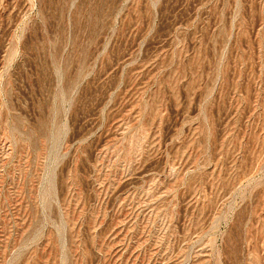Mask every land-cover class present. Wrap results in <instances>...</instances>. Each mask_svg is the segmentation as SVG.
Returning a JSON list of instances; mask_svg holds the SVG:
<instances>
[{
    "label": "rangeland",
    "instance_id": "1",
    "mask_svg": "<svg viewBox=\"0 0 264 264\" xmlns=\"http://www.w3.org/2000/svg\"><path fill=\"white\" fill-rule=\"evenodd\" d=\"M0 264H264V0H0Z\"/></svg>",
    "mask_w": 264,
    "mask_h": 264
}]
</instances>
